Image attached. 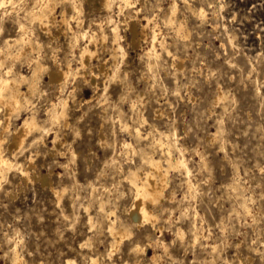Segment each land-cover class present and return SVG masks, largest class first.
Wrapping results in <instances>:
<instances>
[{"label": "rangeland", "instance_id": "374dc122", "mask_svg": "<svg viewBox=\"0 0 264 264\" xmlns=\"http://www.w3.org/2000/svg\"><path fill=\"white\" fill-rule=\"evenodd\" d=\"M15 1L0 264H264V0ZM151 162L164 187L135 222Z\"/></svg>", "mask_w": 264, "mask_h": 264}, {"label": "bare ground", "instance_id": "6f19581e", "mask_svg": "<svg viewBox=\"0 0 264 264\" xmlns=\"http://www.w3.org/2000/svg\"><path fill=\"white\" fill-rule=\"evenodd\" d=\"M44 1H49V0H36L35 1V3H38V6L41 7L42 14L40 12V17L51 16L50 11H48V8H47L48 5ZM111 1H113V0H111ZM123 1L128 2L127 0H123ZM7 2L13 4L16 1L15 0H0V6L4 5ZM107 5H108V3H107ZM75 9L77 10V12L79 11L78 6H75ZM170 22H172V21H170ZM169 24H171V23H169ZM114 30H115V28H114ZM178 31H179V29H178ZM155 35H157V34H155ZM153 40H155V39H153ZM88 54H89V51L87 49L83 48V50L81 52V56L85 59V58H87ZM6 56H7V54L5 52L0 51V68L5 63ZM38 69H40V66L38 67ZM10 73H11V67L8 66L7 70L0 74V106L3 108V112H4V114H3V116H4V123H3L4 128L8 127V124H9L8 120H9V116H10L11 112L21 108L22 107V97L23 98L26 97V96L22 95L21 92L19 91V89L17 88V80H16L17 78H15ZM62 76H63V73L60 70L51 72L49 74V77L51 80H59V79H61ZM60 104H62V102H58L57 105H60ZM56 116H57V112H55L53 117L55 118ZM35 126H36V123L34 121V118H32V117L31 118L30 117L24 118L22 120V122L19 125H17L16 128H14L15 130L12 133V140H11L10 146L12 148H18L21 145V143L23 142V140L25 139L26 135ZM162 144H164V143L162 142ZM150 164H151V169H152L154 174L153 175L151 173L147 174L145 176V180L140 182V183H135V181H134V186H135L134 201H133L132 209L130 210L131 213H129V214L131 215V218L135 222L136 221H143V220H147V219L152 220V218H154L153 215L149 211V206H150V204L154 203L155 201H157L160 198L162 189L164 187L165 175L162 173V171L160 169L161 166L158 163H153V162H151ZM11 166L12 165L10 164L8 159H5L2 156H0V174L3 173L4 169L9 168ZM155 175H157L159 177V181L155 180ZM110 232L115 237V239L117 241L115 243L118 245L119 240L123 236L122 232L116 231V229H114V228H110ZM14 261L17 264H20V261L18 259H15ZM68 264H70V263H68ZM92 264H95V263L92 262Z\"/></svg>", "mask_w": 264, "mask_h": 264}]
</instances>
